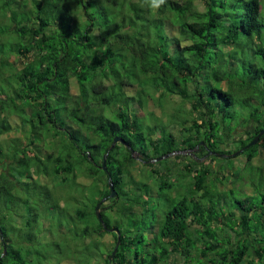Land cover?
Returning a JSON list of instances; mask_svg holds the SVG:
<instances>
[{
  "label": "trees",
  "instance_id": "trees-1",
  "mask_svg": "<svg viewBox=\"0 0 264 264\" xmlns=\"http://www.w3.org/2000/svg\"><path fill=\"white\" fill-rule=\"evenodd\" d=\"M166 93L189 103L168 121L179 134L144 118ZM237 100L246 107L237 147L261 163L264 133L245 145L264 126V0H0V264H89L96 234L113 232L111 253L114 226L120 242L101 264L176 253L186 262L200 245L199 255L213 251L204 264H264V194L227 202L215 188H234L211 161L237 149L219 148ZM114 136L123 141L110 147ZM179 149L195 152L179 165ZM172 170L191 186L160 207L148 179L160 191ZM68 185L97 189L91 209L81 197L74 209L62 204L57 190ZM223 216L236 226L227 245L214 235Z\"/></svg>",
  "mask_w": 264,
  "mask_h": 264
},
{
  "label": "rangeland",
  "instance_id": "rangeland-1",
  "mask_svg": "<svg viewBox=\"0 0 264 264\" xmlns=\"http://www.w3.org/2000/svg\"><path fill=\"white\" fill-rule=\"evenodd\" d=\"M27 14H31V13L23 11V10H18L17 11V18L23 19V17L27 16ZM4 19L7 20L6 17ZM5 22H9V21H5ZM15 57H16V55H15ZM17 57L19 60V56H17ZM71 90L73 92H75L77 90V85L75 84V82L71 83ZM154 100H156V101L154 102L153 99L149 100V102L147 104V108H145L144 118L146 120H151V119L157 118V120H159L160 124H166L167 123V125H168L167 130L169 129V130H172L173 132L179 134L180 133L179 132V126H178L179 124L178 123H175V124L170 123L171 125H169V122L172 120H177V119L186 117L183 114H184V110H186L187 106H189V103H186L185 105H183L182 100L179 99V97L177 95H172L169 93L164 94V96H162L161 98L157 97ZM234 105L236 107V108H234V112H233L234 118L232 120H229V118L226 117L223 121L224 126H226L223 129V132H224L223 139L224 138L225 139L220 143L219 148H228L229 146L232 148H235L238 146V141H235V139L238 137V134L242 131V128H244L245 122L242 121V117L246 113V107H244L242 102H240L238 100ZM151 110L154 111L155 114H153ZM161 114L163 115V117ZM188 117L190 119L192 118V116H188ZM232 125H235L233 129H231ZM246 128L251 129L252 126L249 125ZM6 136H7L6 134H3L2 137L4 138ZM9 146H12V144ZM236 150H239V152L237 154L230 155L231 152L235 153ZM242 150H243V148L237 147V149H235L229 153V156L225 155V154H218V153L216 154L215 153V155H218L215 157V160H212V161L209 160L212 163L217 164L220 167L219 171L222 172L223 174H226V171H228L227 179L229 181H232V185L234 186V188L232 190H230L229 188H227L228 185L226 183L223 184L222 180H219L217 182V187L215 186V188L219 189V198L222 201L233 202L235 197H242V196L244 197L246 195H250V198H251L252 195L253 196L255 195L253 197L254 199L249 198V200L251 202H255V201H258V199L264 194V160H261V163H258L259 157H257V158L255 157L251 161H245L244 160V157L246 156L245 151L244 150L242 151ZM176 152H178L180 154V158H178V159L174 158V161L177 160V164L179 163V165H181L182 161H186V159L189 157L190 153L195 152V151L189 150V149H179ZM219 152L228 153L225 151H219ZM257 152H258L257 156H259V150H257ZM167 154H169V153H167ZM262 154H264V150H261V156H262ZM134 155L137 156L135 152H134ZM236 155H238V156H236ZM204 158H205V156L201 157L200 159H204ZM175 165H176V163H175ZM177 169L178 168L175 167V170H177ZM175 170H172V174H174V175L169 174V173H171V171L166 173V178L168 179V181H173L172 185L166 186L160 191L158 190V187H157V181H156L157 176L155 178L148 179L149 181H151V184L154 186V191L157 190V192L156 193L154 192V195L151 196L154 204H157L160 207H166L167 205H170L173 201H177L179 198H181L183 194L187 193L186 191L191 186V184H190L191 182L189 181V177L183 176L182 178L179 177V179L177 180V176L174 173ZM135 172H136V170H134V173ZM85 179L88 181L91 180L90 177L88 179L87 178H85ZM246 183H247V185H246ZM248 184H250V185H248ZM243 186H246L245 187L246 189L244 191L241 190L239 192L238 188L241 189V187H243ZM252 190H254V191H252ZM96 191H97L96 188L95 189H92V188L91 189H89V188L82 189L81 185H78L76 188H73L72 186H69V185L68 186H59L58 190H57L59 195H57V196L61 197L62 204L71 207V209H74L78 204H81L80 201L77 199V198L81 197L84 200V203L82 205H85V208H88V206H86V203H88V205H90V209H91L92 205L90 203H91V198L93 196H90V200H89V197L87 198V195L89 194V192L95 193ZM213 194H214V192H213ZM106 202H108V200ZM96 204H95V207H96ZM224 206H226V205H224ZM95 207H94V209H95ZM226 207H225V210L230 209L229 205ZM95 212H96V210H95ZM232 219H234V218L230 219V218H225L223 216V218H222V220L224 221L223 225L222 226L217 225L216 229H215L216 231L214 233V235L219 240L222 239L226 245H227V241H228L227 238L232 239L235 236L234 233L229 231V230L233 231L236 229V226L231 224ZM225 229L227 231H225ZM63 234H66V233H63ZM60 235H61L60 232L57 231V232H54L53 237L58 238ZM113 236L114 235H113L112 231L104 233L103 235H98V234L95 235L96 239H99V241H100V243H99L100 250L99 249L96 250L94 256L91 255V257H90V263L91 264H101L103 262V257L105 255H107L108 253H110V249L113 246ZM62 239L64 240L65 237ZM210 239H211V241H214L213 237H210ZM72 243H73V241H72ZM74 248L76 249V247H74L72 245V248H70L69 253L70 252L72 253L74 251ZM200 250H201V245L198 247H194V250L192 251L191 255H187V261L186 262H184V259H186L185 254L176 253V254H172V255L170 254L169 257L167 258V261H163V262H161V264H204V261H206V259H207L206 257L210 256L211 253H213V251H210V249H208L209 253L207 254V256H205V255H199ZM75 257L78 261V257H77L76 253H75ZM86 258H87V256H86ZM86 258L84 260H86ZM70 260L73 261V258H70ZM60 264H69V262L67 259L62 258ZM226 264H228V263H226Z\"/></svg>",
  "mask_w": 264,
  "mask_h": 264
},
{
  "label": "water",
  "instance_id": "water-1",
  "mask_svg": "<svg viewBox=\"0 0 264 264\" xmlns=\"http://www.w3.org/2000/svg\"><path fill=\"white\" fill-rule=\"evenodd\" d=\"M262 133H264V126L254 135V137L251 139V141H249L245 146H249L250 144H252V143H255V142H257V140H258V138H259V136L262 134ZM117 140H122L121 139V137H119V136H114L113 137V139H112V142L110 143V147L117 141ZM123 141V140H122ZM239 152V150H236L235 151V153L234 152H231L230 153V155H235V154H237ZM167 154V153H166ZM218 154H225V155H228V154H226V153H218ZM106 156H107V151L103 154V159H102V167L105 169L106 168V166H105V160H106ZM109 186H110V193H109V195L110 196H115V194H116V190H115V188L113 187V183H112V181L110 180L109 181ZM99 205H100V201L96 204V207H95V210H96V214H97V217L99 218V219H101V214H100V210H99ZM111 229L113 230V231H115L116 232V234H117V236H116V243H115V245H114V247H113V249H112V251H111V253L109 254V259H111L112 257H113V255L115 254V252H116V249H117V246H118V244H119V242H120V232H119V229L117 228V227H111ZM5 249V248H4ZM112 264V263H111Z\"/></svg>",
  "mask_w": 264,
  "mask_h": 264
},
{
  "label": "clouds",
  "instance_id": "clouds-1",
  "mask_svg": "<svg viewBox=\"0 0 264 264\" xmlns=\"http://www.w3.org/2000/svg\"><path fill=\"white\" fill-rule=\"evenodd\" d=\"M164 3V0H150V6L152 8H159L161 4Z\"/></svg>",
  "mask_w": 264,
  "mask_h": 264
}]
</instances>
